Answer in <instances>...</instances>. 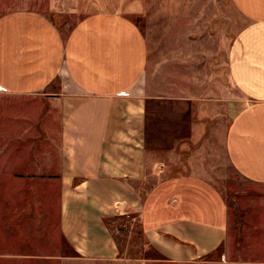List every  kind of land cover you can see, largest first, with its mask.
<instances>
[{
	"label": "crops",
	"instance_id": "1",
	"mask_svg": "<svg viewBox=\"0 0 264 264\" xmlns=\"http://www.w3.org/2000/svg\"><path fill=\"white\" fill-rule=\"evenodd\" d=\"M19 1L0 13V264H264L263 202L256 249H221L229 172L264 188V0Z\"/></svg>",
	"mask_w": 264,
	"mask_h": 264
},
{
	"label": "rangeland",
	"instance_id": "2",
	"mask_svg": "<svg viewBox=\"0 0 264 264\" xmlns=\"http://www.w3.org/2000/svg\"><path fill=\"white\" fill-rule=\"evenodd\" d=\"M29 4L33 7L36 5V7L40 8L41 10H46L48 6V0H27ZM22 3V1L19 0H0V13L4 11L5 9L9 7H14ZM77 18L75 17V20ZM235 28V26H234ZM228 36V34H227ZM223 188H225V195L226 200L228 204V215H229V227H228V237L227 241L222 245L221 249H230V251L234 252L236 248H240L243 246L244 248H251L255 250L256 248V242L258 241V237L256 234V213L258 210V207L261 205L262 202L264 203V193L262 192L264 190L263 186H260L254 182L246 181L241 178L234 170L229 172V176L224 180L223 182ZM248 189L249 193H245L243 190ZM249 206V207H247ZM247 209V210H246ZM246 210V211H245ZM262 211V209L260 210ZM244 214V215H243ZM248 214V217L246 215ZM245 216L247 219V222L250 223L247 228V224L244 222V227L241 224V217ZM119 226L123 227V230H127L126 226L119 224ZM242 228H247L248 233L245 234V236L242 237ZM53 233L56 235V232L53 231ZM127 233V231H126ZM246 233V231H245ZM48 236V234H47ZM120 239L126 238V234H118ZM59 237V234L57 233V236ZM47 238V237H46ZM243 244V245H242ZM50 244L46 242L44 246L42 247L43 250H40V245H32V248L28 250L30 254H47L50 252L48 249L50 248ZM140 245H142L141 242H139L138 246L140 248ZM17 249V248H15ZM19 252H23L22 249L18 248ZM140 250V249H138ZM0 252L1 253H14V251L11 249H8L7 247L0 246ZM42 252V253H40ZM139 252V251H138ZM137 255H140V253H137ZM233 258L237 259L239 257V254H231ZM238 255V256H237ZM241 257V256H240ZM223 259V258H222ZM221 258H217V261L222 260ZM213 261V259L210 262H203V263H197V264H218ZM42 264H48L47 262H43ZM74 264H88V262L84 261H75ZM121 264H180V263H173L168 262L165 260H161L158 255L152 251H149L145 254H143V258H140L138 256L137 259L131 258L123 260Z\"/></svg>",
	"mask_w": 264,
	"mask_h": 264
}]
</instances>
